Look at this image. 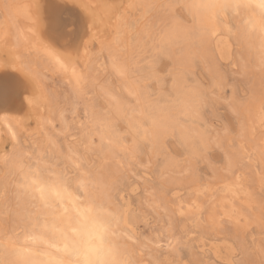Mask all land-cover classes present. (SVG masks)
I'll return each mask as SVG.
<instances>
[{
	"label": "snow or ice",
	"instance_id": "6c2138e0",
	"mask_svg": "<svg viewBox=\"0 0 264 264\" xmlns=\"http://www.w3.org/2000/svg\"><path fill=\"white\" fill-rule=\"evenodd\" d=\"M81 6L88 13L89 30L97 28L98 24L113 28L112 39L101 40L100 52L92 56L87 42H84L83 52L79 47L68 51L66 41L57 46L38 35L39 15L33 27L24 29L17 25L15 31L0 32V51L6 54L0 66L15 65L32 88L29 104L36 109L43 105L51 113L38 121L36 131L47 145L39 152L22 144L21 126L25 117L5 118L6 134L12 147L0 151V168L4 173L0 177V203L3 204L0 208V222L3 223L0 227V264H97L98 259L100 264H105L108 257L111 258L108 264H181L177 255L196 238L197 227L205 222L204 213L213 207L215 197L207 205L200 202V197L208 192L222 195L215 205L221 221L240 225L250 221L252 213L259 210L261 243L258 264H264V104L253 121H246L241 112L245 98L251 94L245 91L241 97L234 86L232 96L223 102L228 105L237 128L233 131L227 127L217 128L215 136H202L200 148L192 147L188 157L166 158L160 182L154 184L151 191L144 192L139 204L129 205L125 199L127 193L111 177L126 170V163L136 165L141 149L146 145L154 147L155 143L143 121L138 119L144 115L139 107L140 83L134 78L133 66L121 59L119 46L122 29L128 27V14L144 9L137 18V22L143 21L153 5L129 0L123 6L126 11L116 15L111 24L107 21L114 14L116 5L108 0L98 5ZM230 6L236 16L241 14L242 8L249 7H256L264 15V0H231ZM11 7L4 5L6 11ZM31 7L24 5L22 8L24 17L29 20ZM36 8L39 12L40 5ZM233 27H228L224 21L218 22L208 32V37L212 42L218 41L224 31L235 36L237 42L244 45L249 59L254 57L251 70H258L264 77V24L247 16ZM258 35L259 54L256 55ZM90 39L96 41L98 37L91 33ZM22 49L36 53L35 66L31 59L15 55ZM105 51L107 63L99 60ZM8 56L14 58L8 59ZM41 60L68 77L60 98L55 97L45 83L46 72L41 70ZM239 67L241 75L246 76L250 71L243 52ZM113 80L119 81L124 95L116 91ZM220 87L219 82H214L204 101L214 117ZM114 116L125 122L123 132L118 129ZM228 137H231V147L218 169L219 176L213 177L209 183H202L196 190L197 198L180 208L181 217L191 218V227L176 236L172 235L170 225L166 229L171 236L167 245H153L151 239L136 230V223H148L150 214L162 209L167 211L165 197L170 193L176 195L171 192L169 183L188 177L195 179L192 161L203 158L210 146L222 148ZM64 142L68 145L66 150ZM61 160L66 162L63 166ZM140 167L149 165L141 164ZM73 183L76 192L70 191ZM257 183L259 192L256 191ZM10 195L15 197L16 209L24 205L23 212L12 209ZM211 219L215 222V216ZM20 224L24 226L20 227ZM189 232L192 233L190 237ZM162 238H165L164 233L153 239ZM165 248L168 258L161 259L160 249ZM146 254L152 258L145 260ZM186 264L199 262L190 259ZM232 264L257 262L234 260Z\"/></svg>",
	"mask_w": 264,
	"mask_h": 264
},
{
	"label": "rangeland",
	"instance_id": "374dc122",
	"mask_svg": "<svg viewBox=\"0 0 264 264\" xmlns=\"http://www.w3.org/2000/svg\"><path fill=\"white\" fill-rule=\"evenodd\" d=\"M0 1H2L0 2V6L2 7V4H5V2L4 0ZM13 1L15 2V0L9 2L12 8L13 5L16 4L12 3ZM89 1L91 3V0ZM149 2H151V0H149ZM2 11L4 10L0 8V25L2 26V29L0 26V32L4 30H12L9 22H6L4 25H2L1 22H3V20L8 21L7 17L3 18L1 14ZM143 12L144 9H140L133 10L128 14V27L122 29L121 43L119 46L122 49V55L125 57L127 62L133 66V71L135 73L134 78L138 83H141L142 76L140 69L136 67V65L143 63L142 60L138 59V33L143 21L137 22V18L140 17ZM148 15H150L149 10ZM18 19H20V22ZM17 21L21 24L24 23L21 16H17ZM231 25L233 27V23H231ZM101 29H97L98 34L96 36L99 35V41L91 42L89 49L90 56L100 52L101 40L107 41L112 39V27H103ZM103 33L104 35H102ZM230 35L231 34L229 33H222L218 41H213V62L210 65H206L202 68L201 75L210 83L219 82L221 84V87L217 89L220 100L216 103L214 109L215 120L213 126L220 129L227 127L230 131H233L237 128V124L231 112L229 111L228 105L223 101L232 96L234 86L237 88L239 95H243L245 91H247L249 94H258L260 88L258 87V85H260L258 83H260V79L259 71L251 70L252 64H254L255 61L252 59L251 62V59L249 58L248 61L251 63L250 71L246 76L241 75L239 63L241 62V53L244 51L237 40L232 35ZM19 53L15 55L23 54L24 56H22L26 60L31 59L34 63L37 60L36 53L34 51L29 53L27 50L22 49V51ZM5 55L6 54L4 52L0 51V62L3 61V57ZM245 55L246 52L244 53V56ZM9 57H11L10 59L14 58L13 56ZM99 60L103 63L108 62L106 51L103 55L99 56ZM244 60H247V57H244ZM41 62L45 67L41 68V70L46 72L45 83L50 86V90L54 93L55 97L59 98V96L65 91L68 77L54 71L47 65H44L45 63L42 60L39 63ZM82 63L83 62H81V64ZM159 71L162 74L164 71H166V68L162 66ZM20 74L21 73H19L17 69H11L10 67H7L4 72H0V81L2 83H0V85L5 88L4 92L6 94L4 100L0 101V106L2 104L8 105L14 103L12 96L15 95V91L20 89L19 85L24 82L21 81L23 76ZM113 86L115 87L116 91L124 95L119 81L113 80ZM256 88L258 89L256 90ZM15 105L18 107L21 106V103L19 105V101L16 100ZM28 110L29 109L27 108L26 112V107L23 108L21 106L19 108V114L17 112H11L14 115L18 114V116L25 117L23 126L25 127L24 129H26V131H24L23 126H21L20 139L25 148L34 149L36 152L37 150L43 151L47 145H44V143H46L45 140L40 136L39 131L36 130L38 128L39 119L42 116H50L51 113L50 111H46L43 105H41L39 109L34 107L33 109L31 108V112ZM28 113L31 115L27 116L26 114ZM118 129L121 132L125 130L124 121L122 122L121 126L118 127ZM33 132H35V135H33ZM1 134L2 135L0 136V139L2 140H0V150H10L12 144L8 139H6V137H8L6 131H2ZM259 135V128H257V140L260 138ZM8 146H10V148ZM63 146L66 150L68 147L67 142H64ZM230 147L231 137H228L224 141L222 148L210 146L209 149L204 153L203 158L199 160H193L192 165L195 169L196 178L194 179L193 177H188L187 179H176L174 182H170L169 187L171 188V192L176 193V195L172 196L170 193L169 196L165 197L167 211L162 209L155 214H150L148 223L138 221L135 225L136 230L143 237L151 239L153 245H167V240L170 239L171 236L168 235L166 229H168L170 225L173 229L172 235L176 236L181 235L187 227H191V218L181 217L179 215L180 208L181 206L186 207L189 203H191L192 200L197 198L196 190L201 187L202 183H209L213 180V177L219 176L218 169L222 167L225 154L230 150ZM166 155L168 158L177 159L188 157V153L181 155L180 150L174 145H166L164 150H161L156 146L153 147L152 145H146L141 149V155L138 157V163L136 165H127L125 162L126 170L117 173L118 175L116 173L112 175L111 178L114 177V180H116L119 186L124 189V192L127 193L125 199L128 201L129 205L134 207L139 204L144 198V192L146 190L151 191L153 185L160 182V173L164 168ZM64 163L66 162L61 160V166H63ZM141 164L149 165V167H140ZM2 170L3 169L0 168V177H2L4 174ZM256 191L259 192L258 183L256 185ZM12 197L14 196H11V200L14 201L15 197L13 199ZM213 197H215V201H213V207L204 213L205 222L197 227L198 235L195 239L189 241L188 246L183 248L176 258L181 261V264H186V262L190 259H195L199 262V264H232V261L234 260H246L250 262L254 261L258 264V261L260 260L258 249L261 243V223L259 210L257 209L252 213V218L250 221L240 225H237L234 222L221 221L219 218V213L215 207L216 203L222 198L220 193L208 192L206 195H202L200 197V202L207 205ZM14 202H11L12 206ZM0 207H3L2 203H0ZM213 216H215V222H213L211 219ZM0 226H3L2 222H0ZM161 233H164L165 238L153 239ZM188 236H192V233L189 232ZM253 238H255V243H253ZM160 254L161 259L168 258L166 248L160 249ZM150 258L152 257L148 254L145 255V260Z\"/></svg>",
	"mask_w": 264,
	"mask_h": 264
},
{
	"label": "clouds",
	"instance_id": "9594fccd",
	"mask_svg": "<svg viewBox=\"0 0 264 264\" xmlns=\"http://www.w3.org/2000/svg\"><path fill=\"white\" fill-rule=\"evenodd\" d=\"M149 3L153 7L138 33V59L143 63L136 67L142 76L139 107L144 113L138 119L143 121L156 147L164 150L166 145H174L181 155L189 154L192 147L200 148L202 136L207 134L211 138L217 132L212 110L204 104L214 82L201 75L202 68L213 62V42L208 32L218 22L241 21L247 16L264 24V15L256 7H249L242 8L236 16L231 0H151ZM258 42L259 35L256 55ZM119 55L127 62L122 51ZM162 66L166 71L161 74ZM259 79V93L245 98L241 116L246 121H253L264 104V77L260 73ZM113 119L117 127L121 126L123 120L115 116ZM110 260L106 258L105 264Z\"/></svg>",
	"mask_w": 264,
	"mask_h": 264
},
{
	"label": "bare ground",
	"instance_id": "6f19581e",
	"mask_svg": "<svg viewBox=\"0 0 264 264\" xmlns=\"http://www.w3.org/2000/svg\"><path fill=\"white\" fill-rule=\"evenodd\" d=\"M11 1L12 0H4L5 4H9V5H10L9 2H11ZM0 2H2V1H0ZM103 2H104V0H91V3L93 5H98V4H101ZM108 2L116 5V7L113 9L114 14L112 15L111 19L107 21L110 24L112 21L115 20L116 15H119V14L124 13L126 11L123 6L126 5L127 3H129V0H108ZM134 2H136V3H149V0H134ZM12 3H16L17 6H16V4H14L13 8L11 7V9L8 11H6L4 8L5 4L1 3L2 7L0 6V8L4 10V11H2L1 14H2L3 18H5V17L8 18V21L3 20V22H1L2 25H4L6 22H9L11 29H12L11 31H15V26H17V25L21 28L27 29L29 27L34 26L33 22L36 20L37 15H39L40 21H39V27H38V35H40L42 38H46L47 40H50L53 43H56L57 46L64 44V42L66 41L68 51H72L73 49L79 47L80 51L83 52L84 51V42H87V48H88V52H89L91 42H92V40L90 39L91 33H95L97 35L98 34L97 29L99 28V30H100L101 28L104 27V25L98 24L97 28L89 30V28H88V23H89L88 13L81 6L83 4H91L89 0H17V1L15 0V2L13 1ZM24 5L32 6L31 7V20L26 19L22 13V8ZM36 5H40L39 12H37ZM17 16H19V17L21 16L24 23H22V24L18 23V21L20 19H18V21H17ZM23 21H21V22H23ZM230 22L233 23V26H234V25L240 23V20H225L224 21V23L227 24L228 27H232ZM48 25H49V27H48ZM1 29H2V26H1ZM233 29H234V27H233ZM101 32H102V29H101ZM223 33L228 34L227 31H224ZM99 34H101V33H99ZM102 35H104V33ZM233 37L236 39L235 36H233ZM233 37H231V38H233ZM219 39H220V37L218 38V40ZM96 41L98 42L99 40L97 39ZM239 44L241 45V48L244 51L243 53L246 52V55L244 57H247V60H248V58H249L248 53H247L244 45L241 43H239ZM15 54H17V53H15ZM21 55H23V54H21ZM73 56H75L74 52H73ZM1 58H2V56H1ZM7 58L10 59L11 57L8 56ZM3 61L0 62V65L3 64ZM251 62H252V59H251ZM249 64H251V63H249ZM41 65H42L41 68H43L44 67L43 63ZM44 65H46V64H44ZM9 67L11 69H16L15 65L9 66ZM6 69H7V67L0 66V72H4V70H6ZM21 81L22 82L24 81V82L19 85L20 89L15 91L16 96L15 95L12 96L14 103H11L8 105L2 104L0 106V136L2 135L1 134L2 131H6L7 120H5V118L14 120L15 118L21 117V116H18L19 108L21 106L23 108L26 107V112H27V108L29 109L28 110L29 112H31L30 111L31 108L33 109V106L30 105L28 102L30 99V94L32 93V88L30 85L27 84L24 77ZM0 83H1V81H0ZM258 84H260V83H258ZM258 87H260V85H258ZM257 89L258 88H256V90ZM4 90H5V88L0 85V101L4 100V97L6 96ZM259 90H260V88H259ZM60 96H59V98H60ZM16 100L19 101V105L21 103V106L17 107L15 105ZM11 112H17L18 114L14 115ZM24 128L25 127L23 126V129ZM259 137H260V135H259ZM6 139H8V137H6ZM0 140H2V139H0ZM5 144H6V142H5ZM45 144L46 143H44V145ZM36 145H37V143H36ZM8 147L10 148V146H8ZM2 148H3V145H2ZM37 152H39V150H37ZM112 179L114 180V177ZM70 191L76 192V186L74 183L72 185H70ZM13 198L14 197H12V199ZM10 200H11V195H10ZM14 201H15V198H14ZM14 201L11 200V202H14ZM11 207L14 211L19 210V211L23 212V210H24L23 204L21 205L20 209H16V201L13 203V206L11 205ZM2 225H3V223H2ZM19 226L23 227L24 225L20 224ZM0 227H3V226H0Z\"/></svg>",
	"mask_w": 264,
	"mask_h": 264
}]
</instances>
